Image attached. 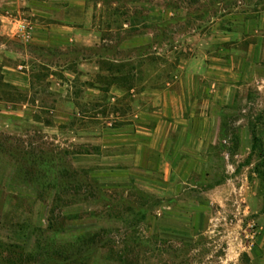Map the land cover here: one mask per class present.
<instances>
[{
    "label": "rangeland",
    "instance_id": "374dc122",
    "mask_svg": "<svg viewBox=\"0 0 264 264\" xmlns=\"http://www.w3.org/2000/svg\"><path fill=\"white\" fill-rule=\"evenodd\" d=\"M63 4L0 0V264H264V0Z\"/></svg>",
    "mask_w": 264,
    "mask_h": 264
},
{
    "label": "crops",
    "instance_id": "0c3cea01",
    "mask_svg": "<svg viewBox=\"0 0 264 264\" xmlns=\"http://www.w3.org/2000/svg\"><path fill=\"white\" fill-rule=\"evenodd\" d=\"M43 4H45L46 0H42ZM56 1H63V7L61 8L62 11H60V17L62 19L63 17V21L65 22H69V23H75V22H79L82 17H86L89 14V5H90V0H56ZM42 4V3H41ZM22 25H19L17 27V25H15V29H16V36L19 37V27H21ZM12 29V28H11ZM68 31H61L58 34V36L63 37L66 40H70L73 41V36H72V32L70 31L71 29H67ZM31 38H29L31 41H35L37 38H44V32H39L38 34L31 31L30 33ZM251 193V192H250ZM243 194L241 192V201L244 199ZM246 214H248L245 210V208H241V218H244L246 216ZM242 223V220H241ZM264 248V238L260 241V243H257L256 246L253 247H246L243 243L242 237H241V252H252L257 248Z\"/></svg>",
    "mask_w": 264,
    "mask_h": 264
},
{
    "label": "built area",
    "instance_id": "2783aa9c",
    "mask_svg": "<svg viewBox=\"0 0 264 264\" xmlns=\"http://www.w3.org/2000/svg\"><path fill=\"white\" fill-rule=\"evenodd\" d=\"M19 37L22 40L29 39L28 31L24 26L19 27ZM245 225V237L249 240V247H252L257 236V226L252 220H249Z\"/></svg>",
    "mask_w": 264,
    "mask_h": 264
},
{
    "label": "trees",
    "instance_id": "16d2710c",
    "mask_svg": "<svg viewBox=\"0 0 264 264\" xmlns=\"http://www.w3.org/2000/svg\"><path fill=\"white\" fill-rule=\"evenodd\" d=\"M252 136H253V135H252ZM256 142H257V140H256L255 137L253 136V148H254ZM263 209H264V205H263Z\"/></svg>",
    "mask_w": 264,
    "mask_h": 264
}]
</instances>
